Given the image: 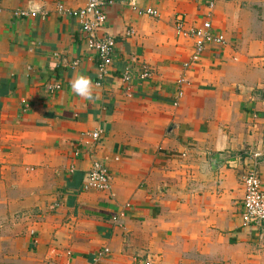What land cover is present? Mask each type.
I'll use <instances>...</instances> for the list:
<instances>
[{"label": "crops", "instance_id": "0c3cea01", "mask_svg": "<svg viewBox=\"0 0 264 264\" xmlns=\"http://www.w3.org/2000/svg\"><path fill=\"white\" fill-rule=\"evenodd\" d=\"M57 1L86 3L0 0V264H264V231L240 225L242 177L254 154L264 160V0H113L97 33L115 41L99 87ZM212 1L225 45L183 69L193 45L175 18L198 26ZM128 69L151 74L130 94ZM79 75L93 99L73 93ZM99 130L96 143L82 137ZM93 161L110 172L107 192L82 189ZM258 172L264 190V163Z\"/></svg>", "mask_w": 264, "mask_h": 264}, {"label": "built area", "instance_id": "2783aa9c", "mask_svg": "<svg viewBox=\"0 0 264 264\" xmlns=\"http://www.w3.org/2000/svg\"><path fill=\"white\" fill-rule=\"evenodd\" d=\"M113 3V0H86L85 5L77 9H67L59 1L55 3L56 13L61 17H69L76 22L87 50L95 55L97 61L95 85L98 87L104 83L111 73L115 41L106 36L98 37L97 33L105 24V9L112 6ZM131 6L135 8L133 4H131ZM213 7L214 3L212 1L208 4L209 10L205 14V19L198 26L185 27L184 17L179 15L175 18L173 26L175 36L177 38L187 39L191 41L193 45L192 53L182 65L183 69H188L197 64L208 47H222L225 45L223 36L220 33H215L212 28L211 20ZM137 13L153 18L158 17L157 11L152 9L138 10ZM12 15L19 19L27 18L29 13L25 11H14ZM130 35V33L126 34L127 37ZM150 76L151 74L147 69H141L135 74L128 69L121 76V81L125 86L127 94H130L132 80L134 78L145 81L149 79ZM186 84L187 82L183 78L177 80L176 88L178 98L184 94L183 91ZM59 89V85H54L49 88V91L53 93ZM103 134L104 132L99 130L91 134H83L82 137H88L92 142L96 143L102 138ZM72 154L76 159L80 156V150L76 149ZM253 158L254 163L252 167H250L242 177L243 200L240 213V225L243 229L258 231L259 234L262 235L261 231H264V190L260 180L258 166L261 162L264 163V160L260 162V156L258 154H254ZM111 180L110 172L104 164L99 161H93L83 180L82 189L84 191L107 192L110 189ZM123 217L124 213L120 212L111 217V221L118 225ZM260 238L262 237L260 236ZM108 253L109 250L104 248L98 253L97 258L101 259ZM139 264L155 263L149 260Z\"/></svg>", "mask_w": 264, "mask_h": 264}, {"label": "clouds", "instance_id": "9594fccd", "mask_svg": "<svg viewBox=\"0 0 264 264\" xmlns=\"http://www.w3.org/2000/svg\"><path fill=\"white\" fill-rule=\"evenodd\" d=\"M73 93L84 99H93L95 86L90 77L79 75L71 81Z\"/></svg>", "mask_w": 264, "mask_h": 264}]
</instances>
